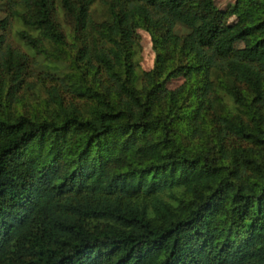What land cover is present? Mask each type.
I'll use <instances>...</instances> for the list:
<instances>
[{
  "label": "trees",
  "instance_id": "trees-1",
  "mask_svg": "<svg viewBox=\"0 0 264 264\" xmlns=\"http://www.w3.org/2000/svg\"><path fill=\"white\" fill-rule=\"evenodd\" d=\"M93 1L61 0L83 41L69 81L39 80V116L18 108L37 83L8 29L41 51L67 34L53 0H0V264H264V0H101V21ZM152 13L191 27L195 59L170 61L156 37L139 85L136 27L160 25Z\"/></svg>",
  "mask_w": 264,
  "mask_h": 264
},
{
  "label": "rangeland",
  "instance_id": "rangeland-1",
  "mask_svg": "<svg viewBox=\"0 0 264 264\" xmlns=\"http://www.w3.org/2000/svg\"><path fill=\"white\" fill-rule=\"evenodd\" d=\"M54 1V11L55 17L62 30L67 34V42L62 45H57L53 43H48L49 51H41L32 49L30 50L28 46L18 39L15 29L18 27V23L14 22L13 27L8 29L7 37L8 40L17 47L29 52L30 61L29 68L31 71L27 78L33 82H36V86L29 90L24 98V101L18 104V108L21 111L27 112L30 115H44L47 113L45 106V97L48 96V92L44 87L42 82L39 80L47 82L49 85L51 83L62 84L63 81H69L72 73L77 69L74 56L77 54V48L81 46L83 39L80 37L78 30L76 28V22L73 17L66 12L62 6L61 0ZM236 0H215L218 7L223 10H227L231 4ZM136 2L131 3L132 9H135ZM91 15L94 20L101 21L108 16L107 6L101 0H94L90 7ZM152 11V10H150ZM6 13L5 4L0 2V16H4ZM152 18L161 19L160 25L147 24L143 19H140L138 26L136 27V43L134 44L132 50V58L135 61V67L138 75V84L143 83V78L145 71L151 70L156 64L157 52L156 48V37H163V45L167 46V52L171 59L178 64H183L187 62H192L195 59L194 51H188L183 48L185 35L190 33L191 27L181 23V22H169L165 20L162 14H151ZM163 17V18H162ZM229 22H235L236 16L232 15L228 18ZM171 30H169V25ZM176 35L180 38L177 43L174 42ZM245 42L243 40H238L235 42L236 47H243ZM56 46V47H55ZM58 46V47H57ZM164 46L160 50L164 51ZM208 50L204 51L203 56L198 59L204 62L208 57ZM199 62V61H198ZM218 66L213 65L210 69L211 77L216 79L218 74L222 71ZM202 72L195 71L194 77H201ZM186 81L184 74H178L166 80L165 86L159 91L161 97H166L168 92L174 88H177ZM222 97L231 105L233 101L230 95L221 87L217 86Z\"/></svg>",
  "mask_w": 264,
  "mask_h": 264
}]
</instances>
